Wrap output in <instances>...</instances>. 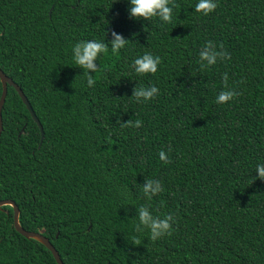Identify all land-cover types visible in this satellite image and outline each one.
<instances>
[{"label":"trees","instance_id":"trees-1","mask_svg":"<svg viewBox=\"0 0 264 264\" xmlns=\"http://www.w3.org/2000/svg\"><path fill=\"white\" fill-rule=\"evenodd\" d=\"M174 2L164 22L133 17L130 0H0V68L45 131L39 146L8 85L0 200L17 203L27 230L45 229L66 264H264V0H214L208 15L198 0ZM113 31L128 40L115 54ZM87 40L108 45L91 87L73 53ZM208 41L224 54L210 66ZM145 53L161 58L155 74L132 67ZM151 86L152 99L133 96ZM225 90L238 94L217 103ZM149 179L163 188L151 198ZM141 206L172 215L171 234L136 231ZM0 264H58L17 231L11 205L0 209Z\"/></svg>","mask_w":264,"mask_h":264},{"label":"clouds","instance_id":"clouds-1","mask_svg":"<svg viewBox=\"0 0 264 264\" xmlns=\"http://www.w3.org/2000/svg\"><path fill=\"white\" fill-rule=\"evenodd\" d=\"M131 2V15L136 18H143L146 20H151L153 17H159L164 22H171L173 8L178 7L174 0H130ZM172 5V6H170ZM217 4L214 0H198L195 5L196 12H202L204 15H208L214 11ZM114 39L111 41L112 52L118 53L119 50L125 47L128 40H125L122 35L112 32ZM108 51V45L103 42H98L96 40L81 41L74 45V61L77 66L82 67L85 72L84 75L87 77L88 85L94 86L95 78L91 75V72L100 71V67L97 66L96 60L101 53H106ZM224 54L214 50L213 42L208 41L207 46L203 51H200V60L206 61L207 65H214L217 62V58L223 56ZM230 58V57H228ZM161 62L159 56H153L150 53H145L142 56L137 57L132 67L137 74H155L158 70V65ZM225 88L227 89V81L225 79ZM159 93V89L155 86L151 87H137L134 91L133 96L137 101L141 98L144 100H150ZM234 90H225L218 94L216 98L217 103H226L231 100L235 95H237ZM142 121L129 120L126 124H122L123 127H140ZM159 158L164 163H169L167 154L162 150L159 153ZM256 171L259 173V178L264 179V164L257 165ZM142 191L146 196L151 198V196L156 195L163 191L162 185L159 180L149 179L146 184L143 185ZM139 224H136V231H141L139 225L142 224L150 230V238L152 241L157 240L165 234H171L172 224L171 221L174 219L172 215H166L163 218L159 216H153L146 206H141L139 208ZM135 244H139L138 240H134Z\"/></svg>","mask_w":264,"mask_h":264},{"label":"water","instance_id":"water-1","mask_svg":"<svg viewBox=\"0 0 264 264\" xmlns=\"http://www.w3.org/2000/svg\"><path fill=\"white\" fill-rule=\"evenodd\" d=\"M0 78L2 80V84H3V93L0 99V136L2 134L3 131V106L7 97V93H8V85H12L16 88V90L19 92L21 98L23 99L24 103L26 104V106L28 107L32 117L35 119V121L37 122V124L40 127L41 130V138H40V144L39 146H41V144L43 143L44 137H45V131L43 128V125L40 121V119L38 118V116L36 115L28 97L25 95V93L23 92V90L21 89V87L10 77L8 76L1 68H0ZM4 205H11L14 207V224H15V228L17 229V231H19L21 234H23L25 237L27 238H34L40 242H42L43 244H45L54 254L55 259L57 260L58 264H66L60 254L59 251L57 250V248L54 246V244L50 241V239L44 235L45 233V229H41L39 231H35V230H27L26 228H24L21 225L20 222V208L17 205V203L12 200V199H2L0 200V209L3 208Z\"/></svg>","mask_w":264,"mask_h":264}]
</instances>
